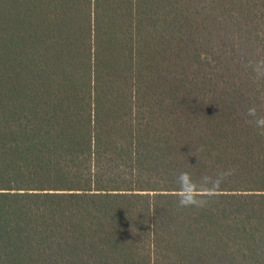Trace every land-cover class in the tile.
Returning <instances> with one entry per match:
<instances>
[{"label":"trees","instance_id":"obj_1","mask_svg":"<svg viewBox=\"0 0 264 264\" xmlns=\"http://www.w3.org/2000/svg\"><path fill=\"white\" fill-rule=\"evenodd\" d=\"M249 60L264 0H0V264H264Z\"/></svg>","mask_w":264,"mask_h":264},{"label":"clouds","instance_id":"obj_2","mask_svg":"<svg viewBox=\"0 0 264 264\" xmlns=\"http://www.w3.org/2000/svg\"><path fill=\"white\" fill-rule=\"evenodd\" d=\"M246 67L251 69L258 78H264V60H249ZM246 117L248 122L258 130V133L264 136V115L260 114V110L255 104L247 108ZM202 150L201 148L199 151ZM230 175V171L222 170L215 175L205 174L196 180L189 172H180L175 178L178 189L173 193L177 197V206L180 208L207 206L210 198L220 194L222 184Z\"/></svg>","mask_w":264,"mask_h":264}]
</instances>
